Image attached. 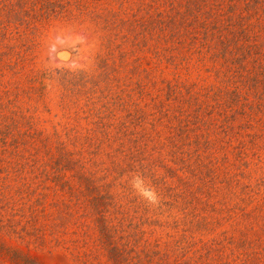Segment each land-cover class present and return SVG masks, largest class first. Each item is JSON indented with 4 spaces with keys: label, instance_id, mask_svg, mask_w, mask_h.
<instances>
[{
    "label": "rangeland",
    "instance_id": "obj_1",
    "mask_svg": "<svg viewBox=\"0 0 264 264\" xmlns=\"http://www.w3.org/2000/svg\"><path fill=\"white\" fill-rule=\"evenodd\" d=\"M20 3L34 4L27 0H0V21L9 17L11 10ZM173 4L179 6V3ZM240 4H248L245 9L258 7L254 15L262 17L264 27L260 0ZM97 5L110 6L113 10L122 8L121 3L114 0ZM135 6L134 3L133 9ZM244 14L245 11L240 12L237 18ZM125 17L133 19L136 16L128 10ZM136 18L139 32H126V47H131L133 54L128 58V66L117 73L121 78L113 81L112 87L131 93L132 112L123 114L121 120L130 125L128 130L148 136L152 143L148 151L137 155L124 150L126 146L119 145L120 140L98 144L92 132L87 130L91 127V118L87 116V106L82 105L90 101L87 97L79 98L76 94L80 103L70 109L60 105L69 94H64L68 90L58 76L63 70H93L97 53L102 48L104 30L100 24L90 18L79 20L58 16L36 30L19 27L21 33L18 34L14 33L17 25H11L1 33L2 42L21 43L23 48L30 49L32 57L27 68L31 65L43 72L37 85L38 90L45 91V103L32 100L29 105L31 100L12 101L13 96L10 99L3 92L8 76L0 75V103L5 104L0 105V115H9L16 106L28 109L24 119L18 113L13 114L19 121L14 128L3 126L12 117L0 120V175L3 174L1 167L17 161L28 181L34 184L40 181L45 187H36L31 196L15 193V201L7 206L0 200V227L4 225L9 229V232H3L0 228V242L7 248L28 253L42 264H113L107 247L100 240L93 212L97 206L118 228L115 236L118 244L125 247L124 264H158L146 260L148 249L165 252L170 263L183 259L203 264V261H211V254L224 251L217 257L221 264H243L242 246L247 251L257 250L261 254L264 247V239L258 240L257 213L251 211L264 200V162L258 161L259 158L248 150L242 165H238L240 160H236L235 152L238 140H231L223 151L216 152L222 159V152L227 151L226 164L234 163L230 171L237 173L234 176L239 179V184L250 182L257 191L249 203L240 204V185H231L228 190L220 188L215 194L213 191L208 194L200 185L199 191L204 192L197 194L198 198L192 202L176 196L185 189L179 178L199 185L192 170L200 163L195 161V154L189 156L194 148L191 140L188 143L189 139L195 137L192 136L194 133L205 134L207 131L212 138L215 135L222 137L223 123L226 116L229 122L233 109L224 110L231 97L224 96L223 105L217 103L218 98L213 93L224 82L213 74L212 60H200L201 54L210 53L208 47L201 48L203 53L193 55L183 50L185 56L181 58L173 48L162 47L155 32L145 26L144 20ZM175 83L180 84V95L178 91L177 95H171V91L178 88ZM89 86L87 83L85 89ZM192 86L199 92L210 86V95L201 94L199 100L192 103L194 98L188 97L187 93ZM79 88L84 90L83 86L76 85V91ZM117 113L124 112L117 110ZM75 124L76 132L64 133L65 127ZM186 132L190 136L185 138ZM73 134L76 138L69 139ZM180 148L188 153L183 154L191 165V168H185L188 171L177 170L179 165L171 160V153L182 154ZM166 167L174 170V174ZM242 169L249 171L251 176L239 174ZM81 172L88 176L87 182L81 181ZM204 172L209 171L204 169ZM216 185L222 186L221 182ZM93 186L98 190L91 191ZM239 206L250 211L249 215H242ZM39 237H43V244L35 239ZM225 237L229 239L227 248L223 245L227 240ZM244 237L245 245L241 244ZM236 242L240 248L234 246ZM0 264L23 263L13 258L11 251L5 252L0 247Z\"/></svg>",
    "mask_w": 264,
    "mask_h": 264
},
{
    "label": "trees",
    "instance_id": "obj_2",
    "mask_svg": "<svg viewBox=\"0 0 264 264\" xmlns=\"http://www.w3.org/2000/svg\"><path fill=\"white\" fill-rule=\"evenodd\" d=\"M114 1L121 3L122 8L113 10L110 6L97 5V3H108L109 0L101 2L96 0H27V3L34 4L23 5L20 3L11 10L9 17L0 21V35L5 32V28L11 25H17L14 33L18 34L21 33L19 27L36 30L37 27L46 22L48 23L51 18L58 16L76 17L79 20L90 18L98 25L100 24L104 30L101 42L102 48L97 53L93 70L91 72L83 69H79L78 72L63 70L58 76L63 86L68 90V93L64 94H69V98L66 100L63 96L60 105L64 109H70L80 103L76 98V94L79 98L87 97L90 101L82 104L87 106V116L91 118V127L87 130L92 132L98 144L102 142L111 144V142L120 140L121 144H118L126 146L124 150L132 152L133 155L148 151L152 143L148 136L135 134L128 130L130 125L126 120H121L123 114L132 112L131 93H126L125 89L122 88L112 87V83L121 78L117 73L128 66V58L133 54L131 53L132 48L126 47L128 44L126 32H139L137 31L136 17L144 20L145 26L150 27V30L155 32L156 39L162 47L173 48L172 50L179 54L181 58L184 55L183 50L193 55V53H203L201 48L208 47L210 53L201 54L200 60L203 58L212 60L214 65L213 74L220 82H224V85L218 87L213 94H215V98H218L217 103L221 105H223L222 98L224 96L231 97L228 106L224 110L228 112L233 109L229 115V122L227 123L228 116H226L223 123L224 132L222 137L215 135L212 138L207 131L205 134L203 132L194 133L195 135L192 136L195 137L189 139L188 143L191 140L194 146L189 156L195 154V161L200 163L197 169L192 170L195 178L199 181V185L195 186L192 181H187V183L183 178H179L180 184L185 189L177 192L176 196L185 199V202H192L198 198L197 194L204 192L199 191L200 185L208 194L212 191L215 194L220 188L228 190L231 185L239 186V179L234 176L237 173L233 174L230 171L234 163L231 165L226 164L228 162L227 151L222 152L224 153L222 159L216 152L223 151L231 140H238L235 145L237 149L235 151L237 154L236 160H240L238 165H242V160L246 158L248 150H251L252 154L259 158L258 161L264 162V27L262 26V17L254 15L258 7L256 9L252 7L245 9L248 4H240L250 3L251 0H242V2H237L238 0ZM126 3L128 4L126 5ZM134 3L136 4L135 9H133ZM173 3H179V6L175 7ZM260 3H263L261 10L264 12V0H260ZM160 6L166 8L160 9ZM128 10H131L136 17L133 19L126 18L125 13ZM244 11L245 14L238 19L239 13ZM2 41L3 39H0V42ZM130 44L135 46L136 43ZM22 46L21 43L10 45L2 42L0 44V47L3 48L0 49V75L8 76L7 86H5L6 89H3V92L9 98L12 95V101L18 99L31 100L29 103L31 105L32 100H34L44 105L45 91L38 90L39 86L37 85L43 72H39L31 65L27 68L31 62L32 53L28 51L30 49H25ZM164 56L165 58L171 57L170 55ZM159 58L163 59V56L159 55ZM87 83L90 86L85 89ZM76 85L83 86L84 90L79 88L76 91ZM177 85L178 88L174 89V92L171 91V95L173 93L177 95V91L180 95V84ZM210 90L211 87L208 86L204 92H199L194 90L192 86L187 93L188 97L194 98L193 103L199 100L201 94L210 95ZM0 105L5 106L2 103ZM34 109L36 110L35 107ZM27 110L22 106H16V109L9 115H0V120L3 121L12 117L3 126L9 129L14 128L19 121L15 117L16 115L13 117V114L18 113V116L24 119ZM117 110L124 113L118 114ZM177 118L179 120L180 117L177 116ZM231 121L235 123L230 125ZM30 124H32V121H30ZM76 129H78L76 124L67 126L64 133L69 135L71 131L72 133L76 132ZM183 135L186 138L190 136V133L186 132ZM70 138H76V134L70 135ZM202 138L203 141H201ZM180 149L182 154L175 153L173 155L171 153V160L179 165L177 170L183 171L191 168V165H188L186 158L183 157L184 153L186 155L188 153L185 152V149ZM220 161L221 165H218ZM16 162L15 164L9 163L4 168L1 167L3 174L0 175V200H4L3 204L6 206L13 203V200L15 201L13 199L15 193H19L21 196H31V192L36 187H45L40 181L35 184L28 181L27 174L22 172V165ZM219 166H221V169ZM166 168L171 171L172 175L174 174V170L170 167ZM204 169L209 172H204ZM79 174L81 181H88V176L84 175L83 172ZM239 174L251 176V173L246 169H242ZM175 176L180 177L176 173ZM217 182H221L222 186L218 187ZM249 183H243L239 186L240 204L242 202L249 203L257 194V191H254ZM93 189L98 190L96 186H93L90 190L93 191ZM239 192H235V194L238 195ZM239 208L242 210V215L245 217L249 215L250 211H245L244 206H239ZM251 211L257 213L255 218L259 221L257 226L258 240L262 241L264 239V200L256 204ZM93 212L95 213L100 240L107 247L109 258L113 264H124L126 261L125 247L117 242L115 232L118 228L116 224H112L110 218L97 206H94ZM0 228L3 232H9V229H5L4 225ZM35 239L42 244L44 242L43 237ZM228 242L229 239L225 240L223 245L225 246ZM245 242L244 237L241 244L244 243L245 245ZM234 246L240 248V244L237 242ZM0 247L5 252L11 251V256L18 259V261L20 260L23 264H42L28 253L7 248L2 242H0ZM225 247L227 248V246ZM216 249L217 247L214 250ZM261 249L262 254L257 250L247 251L246 247L242 246L240 255L243 257V264H263L264 247ZM223 253L224 251L211 254V261H203V264H221L217 257L222 256ZM146 256L148 262L152 261L158 264H195L183 259H176L170 263L166 259L165 252L159 250L148 249Z\"/></svg>",
    "mask_w": 264,
    "mask_h": 264
}]
</instances>
